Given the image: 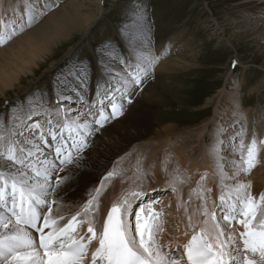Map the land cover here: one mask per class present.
Here are the masks:
<instances>
[{
    "label": "rangeland",
    "instance_id": "1",
    "mask_svg": "<svg viewBox=\"0 0 264 264\" xmlns=\"http://www.w3.org/2000/svg\"><path fill=\"white\" fill-rule=\"evenodd\" d=\"M45 1L48 5V11L43 16H40L36 23L30 28H25L22 32L17 31V34L10 40L0 44V76L3 75L4 71H10V68L15 63L21 64V60L17 61L13 51L19 45H22L26 34L32 32L33 36H39V32L46 25L47 18L51 13L61 11L63 8L73 11L77 6H81L83 12L92 13L94 16L88 27L84 28L85 23L82 24L81 21H77L79 27L81 26L79 30H77L78 25H76L75 28L66 32L57 41H55L58 38L56 35L51 36L49 41L52 43L44 46V48H47L45 51H34V55L38 54L35 57L37 65H32V69L35 72L27 71L29 70L27 68V72L20 75L19 80H16L13 85L7 87L0 83V133L11 126L13 127L14 124L18 125L20 120H25L26 117L23 113L26 109L28 111L29 104L33 106L36 103L41 92L49 96L53 93V80L57 73L67 65L83 61L90 66L91 73H96L95 76L91 75L93 77H90V79H95L100 75L99 68L96 71L98 67L96 64L102 50L113 52L121 58L123 53L120 54L117 48L127 47L132 52L131 55H135L133 62H136L137 42H144L145 39L151 44L152 39H154V42L166 39L171 41L172 39L176 41L174 46L179 50L176 53L173 52L172 57L170 56L163 60L167 61V63L163 61L159 63L156 61L157 63H155L157 66L154 67V71H157V69L162 70L163 67L167 70V68L169 69L176 65L178 70L175 69V74L170 76L165 74L167 76L165 82L172 87L175 99L172 96L165 95L164 100L160 104L153 106V108L150 107L149 111L145 110V112L148 111L147 117L150 119L147 123L151 126L153 121L155 128H161L166 123H172L183 128V132L179 138H172V141L169 140L170 142L166 143L164 147L160 145L163 144L162 141L166 138L165 135L162 136L163 138L158 139L157 137L155 138L156 140L153 139L151 142L143 140V142L131 144L123 156L113 159L107 169L115 168L118 170L117 168H120L123 170L121 177L114 179V181L119 180L120 182L121 180V185L124 184V188L127 185L129 189H147L151 186H156V189L158 186H167L169 190L175 188V191H169L170 193L174 192L170 203L183 201L179 207H184V204L187 203L186 200H189V197L186 198L185 196H189L192 191L197 190L200 186V183L192 185V182L195 183L196 180L193 177H199L200 175L202 177V174H204L205 181L208 180V174H205L206 170L202 169L200 174H198L199 176L195 175L190 179L191 174L187 173L185 175L179 172L183 171L182 165L177 163V153L180 152V146H185V152L188 157L187 166H190L195 158L201 162L202 153L209 154L212 149L218 148L217 146L220 143L214 142L215 133L223 124L231 126L234 121L233 124L237 123L235 115L240 117L242 111L248 112V124L251 122L253 125L260 117L264 119V49L261 51V48H264V33L257 34L258 29L261 28L260 22L264 21V18L259 17V12L252 8L253 3L264 0H241L240 2H235L234 0H215L213 2L211 0H104V6L102 5V0H43L44 3ZM29 2L35 5L37 10H42L44 5L42 0H29ZM4 6V14L0 19V31L4 30L2 33H7L14 28L18 30L22 14L24 13L25 0H4ZM13 10L14 12H12ZM213 13L215 15H212ZM15 17L19 20L18 26L14 23L16 21ZM47 26L43 31H46ZM154 42L152 45H154ZM30 48L31 46L25 51ZM251 49L256 51V55L259 54L260 61L252 60L255 54L251 52ZM148 50H145L144 53H148ZM259 51L261 52L259 53ZM130 52H125L124 54L128 56ZM149 52L151 53L150 55H153L151 48ZM112 58L116 59L115 56H106L105 60L108 61ZM29 59L31 60V58ZM235 61L238 64L233 69L231 68V63ZM186 62H190L192 65ZM161 64H163V67ZM111 72L114 75V72ZM232 76L236 79L234 83L232 81L229 82ZM105 79H107L106 76ZM0 82H2L1 78ZM148 84L149 82L144 85L147 86ZM142 87L144 88V86ZM237 87L238 90L235 89ZM4 90L6 93L3 95L1 92ZM144 91L149 93L150 89H145ZM233 92V95H235V97H232L233 101L227 100V96ZM135 97L131 96L134 104ZM31 100H33V103ZM126 101L128 103V100ZM133 103L129 105L133 106ZM237 111L239 113L236 114ZM128 117L130 116H126V118ZM257 122L260 123L259 121ZM113 130L117 131L118 134L123 132V128L120 127H113ZM237 131L235 134H230L231 139L226 138L222 149H228V152L218 153L220 156L229 154L228 157L230 158L231 152L233 150L235 152L236 149L234 147L229 151L228 146H231L229 141L233 143V138L236 139ZM246 136L248 138V133H246ZM222 138L221 136L220 142ZM93 149L94 144L91 143L87 150L91 151ZM260 150L264 155V148H260ZM152 152L160 154V164L162 162L161 166L165 167L163 168L162 177L156 179L151 176L147 180H144L141 176H138L139 178L130 177V174L133 175L137 171H140L144 177L150 175V162L146 164L143 162V166L137 169H134V167L141 159L147 161ZM237 155L239 156V151ZM220 156L217 159L221 161V165L213 164L214 168H216L215 172L218 179L219 168H223L224 172L228 171V168H231L232 171L236 170L229 165L230 161L236 159L228 161L225 156L222 159ZM138 158L140 159L138 160ZM259 160L260 163L255 166L254 170L239 176V178L246 177L254 173L259 178L256 183L253 181L254 183L251 182L250 184V190L257 198L259 194L264 193V156L260 157ZM128 163L130 166H127ZM146 165L149 168L145 170L143 168ZM104 168L106 167L97 170L91 182L84 183L81 195L76 194L71 199H57V202L68 204L69 208L66 209L67 211L65 210L66 214L69 215L74 211L76 213L87 204L93 193L101 185ZM107 169L106 171H108ZM185 170L189 172L188 169L185 168ZM192 172L197 174L196 168H193ZM181 175L183 176L180 177ZM185 176H189V178L185 179ZM124 178L127 180H123ZM239 178L238 180L230 179V182L224 180V183L231 186L239 182ZM199 180L201 181V178ZM82 181V179H78L75 182H78L77 185H81ZM215 181H217L216 178ZM112 182L108 181L104 185L106 190L99 194L98 199H100L101 204V199L104 198L103 195L107 192L108 186ZM203 182L201 183L202 185L204 184ZM219 183L221 181L217 182V184ZM204 188L206 186H203L202 189ZM74 189H77V186ZM210 189L212 192L216 190V193H219L221 187H210ZM199 195L200 193L191 194L190 198L193 201L188 204L190 206L186 205L180 211L177 207L178 212L174 211L175 220L178 221H176L175 225L173 220H171L167 226L170 238L176 237L177 232H174L176 228L180 232L179 221L184 226V234L192 229L188 227V221L182 215L183 213L191 215L194 209H199L201 204V201L198 200ZM194 196H198L196 197L198 201L194 199ZM175 197L177 198L176 200ZM113 199L112 197L111 200ZM209 200L212 202L214 196L210 195ZM219 203L216 201V203H210V206L215 208ZM185 208H187V212ZM95 211L96 209L93 211L94 215L95 213L97 214ZM202 220L203 217L197 211L193 216V223L195 224ZM184 223L185 225H183ZM196 229H198V226ZM180 234L183 233L180 232ZM161 236H163L162 232Z\"/></svg>",
    "mask_w": 264,
    "mask_h": 264
},
{
    "label": "snow or ice",
    "instance_id": "2",
    "mask_svg": "<svg viewBox=\"0 0 264 264\" xmlns=\"http://www.w3.org/2000/svg\"><path fill=\"white\" fill-rule=\"evenodd\" d=\"M47 11V3L37 10L25 0L18 30L0 33V44L17 31L30 28ZM106 56H115L124 65L115 76ZM158 59L137 56L133 65L102 50L97 61V99L91 103L87 96L90 66L83 61L67 65L54 78L53 93L49 96L41 92L36 101L39 112L29 104L23 113L26 119L0 133V264H264V193L257 198L249 183H224L225 179L238 180L241 174L249 173L258 162L260 147H264V140L258 141L255 134L245 144L244 128L237 134L239 156L232 162L235 174L228 177L219 168L222 211L218 214L215 208L210 210L204 193L211 189H200V207L188 215L193 234L182 252L179 244L173 247L160 242L164 214L154 209L157 201L134 209V202L146 195L142 190L129 191L113 203L99 232L94 219H78L81 212L62 224L64 217L54 215L53 204L85 160L90 137L109 118L123 114L124 105L114 102V93L119 92L121 99L128 97L131 103V96L151 76ZM73 101L78 105L75 108ZM105 101L111 106L110 116L105 115ZM114 174L110 172L107 178ZM204 179L202 176L199 183ZM96 192L98 195L99 189ZM93 209L98 210L96 197L85 204L83 215L88 216ZM197 211L203 217L198 231L193 223ZM85 225L87 233L79 235ZM33 230L39 234L38 240ZM93 241L96 246L89 261Z\"/></svg>",
    "mask_w": 264,
    "mask_h": 264
},
{
    "label": "bare ground",
    "instance_id": "3",
    "mask_svg": "<svg viewBox=\"0 0 264 264\" xmlns=\"http://www.w3.org/2000/svg\"><path fill=\"white\" fill-rule=\"evenodd\" d=\"M211 1L213 2L215 0H211ZM234 1L240 2L241 0H234ZM243 1H245V0H243ZM4 8H5L4 0H0V19L2 18L3 14H4V12H3ZM252 8H255L259 12V17H262V19L264 18V1L253 3ZM81 9H82L81 6H77L76 9L73 11L70 9L63 8L61 11L51 13L47 18L46 25L44 26V28H45L48 25L46 31H43L44 30V28H43L39 32V36H33L32 32L26 34V36L23 38L22 45H19L17 47V49L13 51V55L16 57L17 61L21 60V64L15 63V65L12 68H10V71H8V72L4 71L3 75L0 76L1 81H2L0 83H2L8 87V86L13 85L16 80H19L20 75L24 74L25 72H27V71H30L32 73L35 72V70L32 69V65H37V63H35V60H36L35 57L38 54L34 55L33 53L36 50H40L41 52L45 51L47 48H44V46L50 45L52 43L49 41V38L51 36L56 35L58 38L55 41H57L66 32L71 31V29L75 28L76 25H78L77 21H81L82 24L85 23L83 26L84 28L88 27L89 24L91 23L94 15H92V13L83 12ZM83 9H84V7H83ZM12 12H14V10ZM212 15H215V13H213ZM263 22L264 21L260 22L261 28L258 29L257 34L264 33V25H263L264 23ZM216 24L218 25V23H216ZM80 27L78 25L77 30H79ZM1 28H3V26H1ZM161 43L162 42L159 43V46L161 45ZM137 44H138L137 45L138 51L135 52L136 57L137 56H144V57L152 56V57H154L153 55H150L151 53L149 51H150L152 44L149 43L147 39H145L144 42L138 41ZM29 46H31V48L29 50L25 51ZM162 49H161V51H162ZM263 49L264 48H261V51ZM145 50H148V53H144ZM261 51H259V53ZM251 52L253 54H255L253 56L254 58L252 59L253 61H260L261 60V58L258 56L259 54L256 55L255 50L251 49ZM29 58H31V60ZM125 58L129 62H133L135 59V55L133 54V56H132L130 53V55L126 56L123 53V55H121V60H123ZM197 60H198V58H197ZM163 62H165V61H163ZM165 63H167V61ZM186 63L191 64L190 62H186ZM107 64L111 66L109 70L114 72V76L118 72H120L121 69L124 67V65L122 63L120 65V62H118L117 59H114V58L108 60ZM162 65L163 64H161V66ZM155 66H157V64ZM27 68H29V70H27ZM154 69H153L151 76L148 79H146L147 82H149V84L147 86L143 85L144 88L142 86L137 87L135 93L133 94V96H136L135 97L136 99L134 100L135 104L133 103L134 104L133 106L129 105V103H127L126 100H123V102L122 101L121 102H115L114 101L118 105L123 104L125 106V108H126V105H128L127 111H125L124 114H122V116H120V118H118V119H115L113 121L111 119H109L108 122L106 123V125L103 126L102 128H100L99 131L96 132L95 138L91 139V143L94 144V149L91 151L87 150V149L85 150L86 151L85 160L81 163V165L78 169L74 170V172L72 173V179L69 181V184L65 186V189L60 193V196L58 199H63V198L64 199L65 198L71 199V197L76 195V194L81 195L82 190H83L82 187H83L84 183L85 182H91V180L95 176L98 169H102L103 167H106V168H104L103 172L106 171V169L108 168L110 163L113 161V159H115L116 157L123 156L124 152L128 149V147L131 144L140 143V142H143V140H145V141L147 140V142H151L153 139H155L157 137L159 139L163 135H165L166 138L164 139V141H162L163 144L160 145V146L164 147L166 143L170 142L169 140L172 141V138H179L180 137V135L183 132V128L177 126L176 124L166 123L165 125H162L161 128L160 127L155 128L152 120H151L152 121L151 126H149L147 123V121H150V119H148V117H147V112L149 111L148 109L150 107L153 108V106L160 104L164 100L165 95H168L169 97L172 96L175 99V95H174L175 93L173 92L172 87L169 86V84H166V82H165V79L167 77L165 74H168V76L175 74L176 73L175 69H177L176 65L173 66L172 68H169V69L167 68V70L164 69V67L162 68V70L157 69V71H154ZM155 73L157 74V76ZM105 76L107 77V75H105ZM233 76L230 78L229 82L230 81H232L233 83L235 82L236 79ZM96 84H97V78L90 79L88 81L87 95L92 96V97L88 98L89 103H91L92 100L97 99V97H96ZM143 84H144V82H143ZM117 86H119V85H117ZM101 87H102V82H101ZM148 87H150V88H148ZM145 89L146 90L150 89V92L148 93V92L144 91ZM235 89L238 90V87ZM5 90L2 91L1 94L4 95L6 93ZM234 92H237V91H234ZM234 92L227 96V100L233 101L232 97L233 96L235 97V95H233ZM116 93H119V92H116ZM116 93H114V94H116ZM235 101L237 102L236 99H235ZM31 102L33 103V100H31ZM137 105H139V106H137ZM203 107H205V106H203ZM33 108L37 112H39V109L36 108V103H34ZM145 110H148V111L145 112ZM216 110H218V109H216ZM236 110H241V109H236ZM106 111H107V113H109L111 111V108L106 109ZM237 113H239V111H237L236 114ZM126 116H130V117L126 118ZM235 117H236L235 120H237L236 121L237 123L233 124L235 122L234 121L231 126L227 125L228 127L223 124V126L219 130H217V133H215V136H214V142H217L218 140H220L221 136L223 137L222 141H221L220 145L217 146L218 148L212 149L209 154L202 153L203 156L201 158V162H199L200 160L197 161V159L195 158L192 160L191 165L187 166L188 165V163H187L188 157H187V153L185 152L186 151L185 146L184 147H183V145L180 146V152L177 153L178 154L177 163L182 165V168L184 169L185 173L191 174L190 177H192V176L200 174L202 169H205L206 170L205 174H208L207 179L209 181L210 180L214 181L215 178L217 179V181H215L216 184H217V182L221 181L220 180L221 174L217 173V174H219V179H218L216 176V172H215L216 168H214V166H213L214 163L221 165V161H219L217 159V157L220 155L219 154L217 155V153H222L224 151H225V153L228 152V149H222V146H223L226 138L231 139L230 134H232V133L235 134V132L237 130L241 131V128H244L245 129L244 136H246V133H248L249 126L251 125V122L248 124V112L242 111L240 117H238L236 115H235ZM259 119L257 121H259L260 123L257 126V128L254 129L253 131L251 130V133L255 132V135H257L259 133L257 135L258 141L264 140V122H263L264 119L262 117H260ZM250 121H251V119H250ZM257 121H255V122H257ZM20 122H21V120H20ZM228 123H225V124H228ZM155 124H157V123H155ZM245 126H247V127H245ZM113 127L123 128V132L122 133L119 132L121 135L118 134L117 131L113 130ZM230 127H231V130H230ZM240 131H237L236 135ZM232 141H233L234 145L228 146V148L234 147L236 149L235 152H234V150L231 152L230 158L228 157L229 154H226V155L223 154L220 156L221 159L224 156L228 159V161H230L231 159H237V157H238L237 146L239 143H236V139H234V138ZM171 147H172V145H171ZM159 155H158V152H152L151 155L147 158V163L150 162L149 164H150V168H151V172H149L150 175L148 177L142 176V173L140 171H137V173H135L133 175L136 178L138 176H141L144 178V180L150 179L151 176H153L156 179L161 178L162 173H163V168H165V167L161 166L162 162L160 164L161 158H159ZM163 158H164V156H163ZM108 159H110V160H108ZM127 166H130V164L128 163ZM183 166L186 169H188L189 172H187V170H185V168ZM193 168H196L197 174L192 172ZM228 169H229L228 171L224 172V173H226V175L228 177H230L232 174H235L236 170L233 169L234 171H232L231 168H228ZM202 175H204V174H202ZM240 176H242V175H240ZM78 179L83 180L81 185H77L78 182H75ZM185 179H187V178H185ZM239 179H240L239 182L251 184V182H253V181L256 183V181H258L259 178L257 176H255L253 173V175H251V176L240 177ZM123 180H127V179L124 178ZM208 180H205L203 182L204 183L203 186L207 187V186L212 185L211 182L209 183ZM225 180H228V182H230V179H225ZM75 186H77V189H74ZM123 189H124V184L121 185V180H120V182H119V180L113 181L111 184H109L107 192L103 195L104 198L101 199V201H102L101 207L98 210L96 209V211H95V212H97V214L95 213V215H94L93 212L89 213V215H88L89 218H92L95 221V228L97 231H100L102 228V221H103V219L106 218L107 212L110 210V209L107 210L108 207L110 205H112L113 203L121 200V199L118 200V198L121 196ZM153 189H156V186H151L147 190L151 191ZM112 197L114 198L113 200H111ZM164 200H165V197L164 196L161 197V201H164ZM218 202H220V200H218ZM67 208H69V206L65 202L60 203V202L56 201V203L53 204L54 215H60L61 216L63 214H66ZM81 208L79 209L80 211L79 210L78 211L81 212L83 215V209H81ZM208 208L211 210L210 203H208ZM72 214H75V211L70 213L68 216H71ZM167 216L173 217V219H176L174 212H172V213L169 212V214ZM182 217H186V221H188V215L186 213H183ZM70 218L71 217L64 218V221H62L61 224L66 222L67 219H70ZM180 223L181 222L179 221L178 224L180 225L179 226L180 232L184 233V231H185L184 226H182ZM84 227H87V226L85 225ZM192 231H193V229H191L189 232H187V235L181 234V237L176 242H173L172 244L175 245V244H180L182 242L183 243L187 242L189 240V237L192 235L191 234ZM196 231H198V229H196Z\"/></svg>",
    "mask_w": 264,
    "mask_h": 264
}]
</instances>
